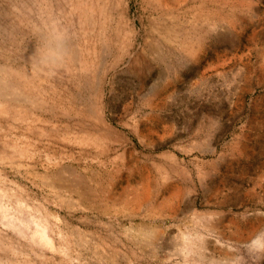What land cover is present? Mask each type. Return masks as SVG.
<instances>
[{"label": "rangeland", "instance_id": "1", "mask_svg": "<svg viewBox=\"0 0 264 264\" xmlns=\"http://www.w3.org/2000/svg\"><path fill=\"white\" fill-rule=\"evenodd\" d=\"M263 133L264 0H0V264H264Z\"/></svg>", "mask_w": 264, "mask_h": 264}, {"label": "bare ground", "instance_id": "2", "mask_svg": "<svg viewBox=\"0 0 264 264\" xmlns=\"http://www.w3.org/2000/svg\"><path fill=\"white\" fill-rule=\"evenodd\" d=\"M201 1V0H200ZM168 2V1H167ZM219 3V2H218ZM241 3V2H240ZM203 4V3H202ZM202 8V7H201ZM204 8V7H203ZM201 11H202V9H200ZM216 11V10H215ZM209 12V11H208ZM218 12V11H217ZM210 13V12H209ZM234 13V12H233ZM200 14V13H199ZM211 14V13H210ZM215 15H217V14H215ZM227 15V14H226ZM171 16V15H170ZM200 16V15H199ZM198 16V17H199ZM172 17V16H171ZM197 17V16H196ZM203 17V16H202ZM228 17V16H227ZM175 18V17H174ZM180 18V17H179ZM191 18V17H190ZM208 18V17H207ZM247 18V17H246ZM164 19V18H163ZM231 19H232V17H231ZM241 19V18H240ZM187 20V19H186ZM229 20V19H228ZM196 21V20H195ZM197 22V21H196ZM204 22H205V20H204ZM213 22V21H212ZM221 22V21H220ZM229 22V21H228ZM165 23V22H164ZM195 23V22H194ZM208 23V22H207ZM214 23V22H213ZM202 24V23H201ZM197 25V24H196ZM215 25V24H214ZM172 27V26H171ZM175 27V26H174ZM173 27V28H174ZM190 27V26H189ZM212 27V26H211ZM172 29V28H171ZM174 30V29H173ZM186 30V29H185ZM194 30V29H193ZM204 30L205 29H203V31H200V32H204ZM212 30V29H211ZM168 31V30H167ZM166 30H165V32H167ZM171 30H169L168 32H170ZM210 31V30H209ZM174 32V31H173ZM187 32V31H186ZM207 32V31H206ZM178 33H180V32H178ZM153 34V33H152ZM169 35H171V34H169ZM200 35V34H199ZM212 35V34H211ZM175 37V36H174ZM178 37H180V36H178ZM191 37V36H190ZM202 37V36H201ZM169 39V38H168ZM167 39V40H168ZM179 39V38H178ZM187 39V38H186ZM204 39V38H203ZM161 40V39H160ZM189 40V39H188ZM191 40V39H190ZM182 42V41H181ZM159 52V51H158ZM158 57H159V55H158ZM256 128V127H255ZM263 128V127H262ZM264 134V133H263ZM260 158V157H259ZM251 160V159H250ZM254 162V161H253ZM249 164L250 163H247V164H245V165H243L244 166V168H247L248 166H249ZM234 167V165L232 166V168ZM250 167V166H249ZM133 177V176H132ZM231 178V177H230ZM241 182V181H240ZM224 183V182H223ZM225 185V184H224ZM230 185V184H229ZM244 185V184H243ZM204 186V185H203ZM213 186V185H212ZM240 188V187H239ZM238 189V188H237ZM199 194V193H198ZM181 195V194H180ZM217 195H219V194H217ZM234 195V194H233ZM230 196V195H229ZM231 197V196H230ZM229 197V198H230ZM232 198V197H231ZM226 199H227V197H226ZM221 202V201H220ZM227 202V201H226ZM221 205V204H220ZM218 206V205H217Z\"/></svg>", "mask_w": 264, "mask_h": 264}]
</instances>
